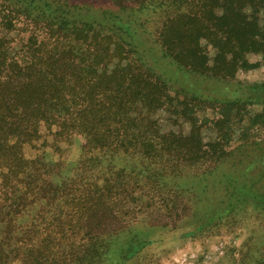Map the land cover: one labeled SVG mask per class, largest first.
I'll return each mask as SVG.
<instances>
[{
    "label": "trees",
    "instance_id": "16d2710c",
    "mask_svg": "<svg viewBox=\"0 0 264 264\" xmlns=\"http://www.w3.org/2000/svg\"><path fill=\"white\" fill-rule=\"evenodd\" d=\"M97 5L106 6L102 19L82 16ZM248 6L257 13L264 0H0V264H112L127 225L111 214L135 188L190 168L205 176L241 147L264 144L227 152L223 142L234 121L264 127V108L249 109L264 107V82L226 99L183 95L215 111L210 143L199 110L188 135L163 132L155 115L172 85L137 38L138 28L152 36L160 60L181 72L228 83L256 67L249 53L264 55ZM204 39L217 49L212 58L200 49ZM78 136L76 162L47 160L46 146L60 155ZM207 162L215 164L196 169Z\"/></svg>",
    "mask_w": 264,
    "mask_h": 264
},
{
    "label": "rangeland",
    "instance_id": "374dc122",
    "mask_svg": "<svg viewBox=\"0 0 264 264\" xmlns=\"http://www.w3.org/2000/svg\"><path fill=\"white\" fill-rule=\"evenodd\" d=\"M100 6L106 7L97 5L94 9L83 10L82 16L102 19ZM246 11L250 16L256 15L264 31V10L256 13L248 6ZM138 29L137 38L145 49L146 60L159 59L157 72L172 85L173 94L180 93L177 97L171 94L155 115L165 133L188 135L193 129L189 118L199 110L200 135L204 143L214 141L218 138L217 126L211 120L217 117L215 111L204 104L184 103L183 95L196 92L214 99H226L240 92L246 84L264 82L262 53L247 55L256 67L241 68L233 80L221 82L181 72L160 60L161 52L152 36ZM13 35L19 39L23 32H13ZM201 42L200 49L209 58L214 57L217 49L205 39ZM263 108V105L249 106L255 112ZM241 123L234 121L226 131L223 142L227 152L237 149L244 141L264 140V127L257 125L248 131L238 127L243 125ZM84 143V137L78 136L71 144H63L64 151L60 155L54 147L46 146L47 160L55 162L66 158L68 163H74L80 158ZM36 152L39 151L33 150ZM121 162L117 164L122 165ZM210 163H204L202 168L198 164L196 169L202 170ZM233 185H237L236 193ZM132 193L128 195L126 206L115 205L111 214L114 225H127L122 234L124 245L113 251L112 264H264V198L254 197L264 195V144L253 149L241 147L225 156L221 166L205 176L190 168L182 175L137 187ZM126 252L129 255H124Z\"/></svg>",
    "mask_w": 264,
    "mask_h": 264
},
{
    "label": "crops",
    "instance_id": "0c3cea01",
    "mask_svg": "<svg viewBox=\"0 0 264 264\" xmlns=\"http://www.w3.org/2000/svg\"><path fill=\"white\" fill-rule=\"evenodd\" d=\"M258 82H260V81H255V82H252V83H258Z\"/></svg>",
    "mask_w": 264,
    "mask_h": 264
}]
</instances>
